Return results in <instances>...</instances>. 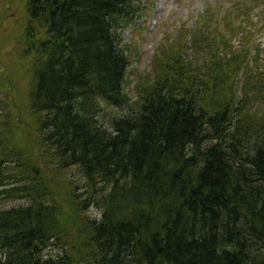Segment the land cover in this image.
Wrapping results in <instances>:
<instances>
[{
    "label": "trees",
    "instance_id": "1",
    "mask_svg": "<svg viewBox=\"0 0 264 264\" xmlns=\"http://www.w3.org/2000/svg\"><path fill=\"white\" fill-rule=\"evenodd\" d=\"M141 1L24 0L28 110L56 168L83 182L63 199L0 124V205L28 201L0 209V264H264V114L248 108L264 67L251 37L234 42L264 0L209 3L191 55L168 40L183 63L133 106L121 32ZM102 102L126 112L101 120Z\"/></svg>",
    "mask_w": 264,
    "mask_h": 264
},
{
    "label": "rangeland",
    "instance_id": "2",
    "mask_svg": "<svg viewBox=\"0 0 264 264\" xmlns=\"http://www.w3.org/2000/svg\"><path fill=\"white\" fill-rule=\"evenodd\" d=\"M217 1L220 0L141 1L144 12L131 25L124 26L121 32L122 44L130 58L126 92L133 106L141 97L143 90L152 85L157 78L159 80L161 74L169 66H179L185 57L191 55L189 43L186 41L189 39V31L194 27L199 15L204 12L208 4H215ZM23 3L24 0H0V124L2 127L6 126L5 131H14L12 135L17 140V148L27 155L30 154L32 161L44 167L49 179H55L61 186L68 187L63 196L59 194L63 199H67L70 196L69 189L75 190V184H81L83 179L76 167L71 170H58L51 154L39 143L34 124L35 118L28 110L26 102L29 79L26 69L27 61L21 55L20 48L24 19ZM220 4L221 12L224 13L228 5L223 2ZM253 4L257 5V3ZM263 14V4L252 10L250 23L243 22L242 29L237 32L238 36L234 39V42L238 43L239 37L246 38L247 41L251 37L252 43L260 45V66L262 67H264ZM239 20L242 21L243 18L241 17ZM253 24L259 28L258 31H253L255 27ZM168 40H180L185 44L186 55L184 58L177 55L180 50V41L177 43V50H168V45L174 44L167 43ZM161 51L164 53L159 55ZM252 54L256 55V52L253 50ZM251 67L254 66L251 65ZM255 76L257 77L258 73ZM238 83L235 87L239 85ZM239 90L237 89L238 92ZM256 96L260 101L259 105H254V101L251 100L248 108H252V111L262 115L264 114L263 91ZM252 98H254L253 94ZM101 107H103V114H100V117L104 121H107L111 114L122 115L126 112V110L114 109L104 102ZM27 202V199L8 200L0 205V209L25 205ZM89 213L93 217L99 218L100 209L93 206ZM68 240L69 238H67ZM50 252V254H55L56 250L51 249Z\"/></svg>",
    "mask_w": 264,
    "mask_h": 264
}]
</instances>
